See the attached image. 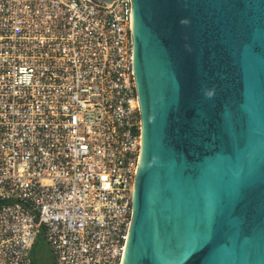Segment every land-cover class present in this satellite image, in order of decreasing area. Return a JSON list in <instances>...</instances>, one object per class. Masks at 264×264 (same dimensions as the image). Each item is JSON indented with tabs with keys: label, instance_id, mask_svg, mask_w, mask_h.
<instances>
[{
	"label": "water",
	"instance_id": "95a60500",
	"mask_svg": "<svg viewBox=\"0 0 264 264\" xmlns=\"http://www.w3.org/2000/svg\"><path fill=\"white\" fill-rule=\"evenodd\" d=\"M130 27L140 146L120 264H264V0H130Z\"/></svg>",
	"mask_w": 264,
	"mask_h": 264
},
{
	"label": "built area",
	"instance_id": "2783aa9c",
	"mask_svg": "<svg viewBox=\"0 0 264 264\" xmlns=\"http://www.w3.org/2000/svg\"><path fill=\"white\" fill-rule=\"evenodd\" d=\"M130 0H0V264H120L140 109Z\"/></svg>",
	"mask_w": 264,
	"mask_h": 264
},
{
	"label": "rangeland",
	"instance_id": "374dc122",
	"mask_svg": "<svg viewBox=\"0 0 264 264\" xmlns=\"http://www.w3.org/2000/svg\"><path fill=\"white\" fill-rule=\"evenodd\" d=\"M52 255L50 249L45 241L41 243L40 247H37L34 251V260L36 264H48Z\"/></svg>",
	"mask_w": 264,
	"mask_h": 264
},
{
	"label": "trees",
	"instance_id": "16d2710c",
	"mask_svg": "<svg viewBox=\"0 0 264 264\" xmlns=\"http://www.w3.org/2000/svg\"><path fill=\"white\" fill-rule=\"evenodd\" d=\"M43 242L42 238L38 237V239L36 240V242L34 243L33 247H32V260L33 262L35 263V260H34V251L37 247H40L41 246V243ZM52 260H53V257L50 259V261L48 262V264H52ZM36 264V263H35Z\"/></svg>",
	"mask_w": 264,
	"mask_h": 264
}]
</instances>
